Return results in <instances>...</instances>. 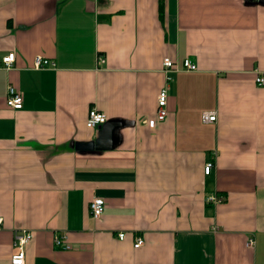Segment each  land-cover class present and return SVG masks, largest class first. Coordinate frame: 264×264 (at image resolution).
<instances>
[{"label": "crops", "instance_id": "obj_1", "mask_svg": "<svg viewBox=\"0 0 264 264\" xmlns=\"http://www.w3.org/2000/svg\"><path fill=\"white\" fill-rule=\"evenodd\" d=\"M38 55L55 65L35 69ZM165 58L197 70L167 83ZM258 73L256 0H0V264L18 229L34 233L25 264H264ZM9 86L21 109L8 106ZM164 87L168 116L151 128ZM91 108L130 124L114 150L77 149L96 138ZM213 193L223 201L208 204Z\"/></svg>", "mask_w": 264, "mask_h": 264}, {"label": "built area", "instance_id": "obj_2", "mask_svg": "<svg viewBox=\"0 0 264 264\" xmlns=\"http://www.w3.org/2000/svg\"><path fill=\"white\" fill-rule=\"evenodd\" d=\"M15 54L9 53L6 57L3 58L6 68H10L14 62ZM99 61L103 63L105 61L104 57L99 56ZM55 64L50 62L48 59L38 55L34 59V68L37 70L46 68L48 66H54ZM197 66L189 59L185 58L182 61H172L169 58H165L163 61V71L165 73L166 82L172 80V75L180 71H196ZM258 86L264 87V75L263 73H258L256 80ZM167 100H168V89L164 87L161 89L157 96V110L153 118H148L145 123L151 128L156 127L160 122H163L167 116ZM7 104L13 109H21L23 107V95L20 92H17L13 87L9 86L7 92ZM202 121L204 123H216L217 122V112L216 111H205L202 113ZM107 116L98 111L95 108H91L88 113L87 118V128L92 130H98V128L107 122ZM217 153H213V159L207 162L204 170L205 174L209 175L216 166ZM223 201L222 197L213 193L209 195L206 199L208 204L217 205ZM105 209V201L100 197L94 198L89 205V210L94 218H99ZM1 223V219H0ZM119 238L123 240L125 238V233H119ZM34 233L28 229H18L14 231L13 234V248L14 254L11 258V264H25V249L26 246L33 240ZM65 236H56L55 245L63 247L64 249H70L69 245H66L64 240ZM143 245V240L140 237L136 238L134 244L135 248H139ZM254 245V239H249L247 241V246L252 247Z\"/></svg>", "mask_w": 264, "mask_h": 264}, {"label": "water", "instance_id": "obj_3", "mask_svg": "<svg viewBox=\"0 0 264 264\" xmlns=\"http://www.w3.org/2000/svg\"><path fill=\"white\" fill-rule=\"evenodd\" d=\"M256 1L264 5V0ZM127 125H130L127 121L118 119L108 120L98 128L96 138L89 142L78 144L77 149L82 153L114 150L119 142L118 131Z\"/></svg>", "mask_w": 264, "mask_h": 264}]
</instances>
